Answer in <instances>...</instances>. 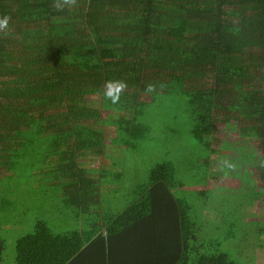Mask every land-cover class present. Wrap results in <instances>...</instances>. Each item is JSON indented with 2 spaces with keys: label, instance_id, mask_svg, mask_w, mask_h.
Returning <instances> with one entry per match:
<instances>
[{
  "label": "trees",
  "instance_id": "16d2710c",
  "mask_svg": "<svg viewBox=\"0 0 264 264\" xmlns=\"http://www.w3.org/2000/svg\"><path fill=\"white\" fill-rule=\"evenodd\" d=\"M5 20L0 178L39 170L76 220L94 214L82 228L60 234L36 221L16 240L14 263L234 264L217 239L201 235L197 209L207 198L180 192L184 184L172 161L148 171L125 209L100 212L105 166L86 169L77 159L105 153L106 135L88 99L112 107L113 145L133 152L150 132L147 109L182 103L194 155L193 195H213L203 171L216 162L213 122L223 116L243 141L230 148L235 155L224 168L230 172L235 164L234 174L243 168L242 175L254 177L243 189L251 194L247 201L264 200V0H0ZM115 82L125 87L113 103L105 93ZM3 195L0 188V204L9 202ZM244 223L251 226L252 253L264 223ZM4 250L0 238V264Z\"/></svg>",
  "mask_w": 264,
  "mask_h": 264
},
{
  "label": "rangeland",
  "instance_id": "374dc122",
  "mask_svg": "<svg viewBox=\"0 0 264 264\" xmlns=\"http://www.w3.org/2000/svg\"><path fill=\"white\" fill-rule=\"evenodd\" d=\"M88 100L89 105L95 107L97 111L98 127L106 135L105 153L103 157L87 154L78 157L77 160L80 166L86 169L99 170L105 166L103 171H106V175L103 176V180L107 182L100 185L97 195L98 200L101 201L100 212L108 209L119 211L129 206L133 200L134 188L146 182L148 171L154 165L169 160L175 164L177 179L184 184L180 192L188 199L207 198V201L200 204L197 209V224L201 227V235L217 239L221 249L228 253L229 259L234 264H264V234L257 236L259 241L253 246L252 253H249L247 237L251 226L249 223H244L250 220L264 223V200L253 198L247 201L251 194L249 192L244 194L243 189L249 181L254 182L252 180L254 177L248 178V175H242L243 168L238 174L233 172L236 169L235 164L230 167V172H226L224 168L235 155L230 148L238 141L243 142L239 134L223 122L225 117L219 116L218 118L222 120L213 122V143L219 151L212 155L211 159L216 162L213 164L208 163V160L199 162L200 166L202 163L209 164V172L204 170L203 174L207 177L208 188L214 189V192L213 195L200 197L193 195L191 190L194 187L191 183L193 177L192 172L188 170H191L190 166L194 164V155L189 137L188 118L182 103L177 105L166 101L164 106L147 109L145 123L149 126L150 132L145 141L139 142L140 146L136 152H133L122 146L113 145L117 118L112 107L102 103L98 98ZM223 142H226L224 148ZM242 156L246 159L252 158L251 155L247 157L246 153ZM34 161L39 162L36 159ZM249 169L251 168L247 167L245 170L249 172ZM3 173L5 172L0 169V175ZM96 174L98 176L99 171L94 175ZM2 177L0 188L5 192L4 198L9 202L4 203L1 200L0 204V238L5 242L1 264H15L16 240L31 232L34 223L38 220L45 221L53 233L60 234L80 229L83 224L92 222L94 218V214H91L89 221L88 215L84 214L76 220L73 209L63 207L61 196H57L50 186L49 178L42 173L40 175L39 170L32 173L28 167L19 178L16 175L10 179H2ZM261 185L258 181V186ZM201 187V185L196 186L198 190ZM238 189L242 193L237 192ZM201 206L207 209L199 212ZM262 243L263 246H259Z\"/></svg>",
  "mask_w": 264,
  "mask_h": 264
},
{
  "label": "clouds",
  "instance_id": "9594fccd",
  "mask_svg": "<svg viewBox=\"0 0 264 264\" xmlns=\"http://www.w3.org/2000/svg\"><path fill=\"white\" fill-rule=\"evenodd\" d=\"M6 24V20L5 21H0V27L4 26ZM125 87V84L123 82H115V84L113 85V83H109L108 85V91L105 93V95L107 97H110L112 102L115 103L119 96V91Z\"/></svg>",
  "mask_w": 264,
  "mask_h": 264
}]
</instances>
